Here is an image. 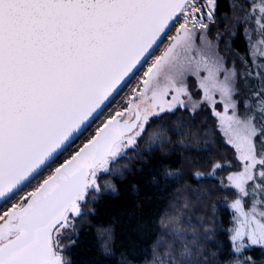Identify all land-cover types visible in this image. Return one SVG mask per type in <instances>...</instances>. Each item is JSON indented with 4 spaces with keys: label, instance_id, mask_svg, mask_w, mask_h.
Instances as JSON below:
<instances>
[{
    "label": "snow or ice",
    "instance_id": "6c2138e0",
    "mask_svg": "<svg viewBox=\"0 0 264 264\" xmlns=\"http://www.w3.org/2000/svg\"><path fill=\"white\" fill-rule=\"evenodd\" d=\"M240 7L236 23L257 35L230 67L220 33L209 39L219 0H0V264H66L61 237L101 176L152 118L202 105L230 155L208 175L227 170L234 264H255L244 253L264 249V0Z\"/></svg>",
    "mask_w": 264,
    "mask_h": 264
},
{
    "label": "trees",
    "instance_id": "16d2710c",
    "mask_svg": "<svg viewBox=\"0 0 264 264\" xmlns=\"http://www.w3.org/2000/svg\"><path fill=\"white\" fill-rule=\"evenodd\" d=\"M234 1L243 3L219 0V10L231 15ZM222 16L217 13V20ZM230 38V48L246 50L242 26ZM137 79L138 76L114 97L104 116L123 104ZM100 120L76 141L77 145ZM153 121L147 134L164 130L168 141L143 148L119 162L122 169L108 177L115 190L104 189L91 202L66 240L67 264H151L159 252L167 250L166 244L173 243V220L184 221L186 215L192 219L187 228L194 234V245L180 257V264H227L235 260L228 232L232 213L226 208L233 195L220 183L227 170L208 175L215 162L230 158L214 118L206 110L195 116L189 112L162 115Z\"/></svg>",
    "mask_w": 264,
    "mask_h": 264
},
{
    "label": "rangeland",
    "instance_id": "374dc122",
    "mask_svg": "<svg viewBox=\"0 0 264 264\" xmlns=\"http://www.w3.org/2000/svg\"><path fill=\"white\" fill-rule=\"evenodd\" d=\"M235 5V7H233L232 9V13L231 15L228 13L226 14V12H223L221 10L218 9L217 13H220L222 16V18L220 19V21L217 20L216 24L212 25V32L211 35L209 36V39H212L215 41V38L217 36V32L220 33V40L218 41V47L219 50L221 52V55L225 56L227 58V63L228 66H233L232 61L238 60L239 58H243L245 56H248L249 52H250V40H249V36H251L252 41L255 40L256 38V33L253 30L254 29V24L249 23L247 25L248 28V32L245 31V25L240 24V23H236V18L239 17L242 12H241V7L240 5L236 4L235 1L233 2ZM242 26L245 34H246V40H247V48L244 51H239L237 49L234 50L232 48L229 47V43H230V37H233L235 34V31L238 27ZM252 59H257L255 56H249V60ZM235 67L237 68V71L240 70V64L237 63L235 64ZM209 111L210 110L207 108V106L202 105L201 107L197 108L195 112L190 111V110H186V109H178L177 111H175L174 113H187L189 112L192 116L194 115H198L200 112L202 111ZM174 113H165L163 114L164 116L166 115H171ZM211 115V113H210ZM182 116V115H180ZM212 116V115H211ZM213 117V116H212ZM159 117H154L152 118L153 120L158 119ZM205 120L207 119L204 116ZM214 121H215V117ZM99 123V122H98ZM151 124V123H150ZM219 134V133H218ZM220 140L222 141L221 136L219 135ZM166 141H168V136L165 134L164 130H161V132H153L151 134H147L146 133L137 141L136 145L133 148L128 149L125 154L113 165V169L114 171L111 174H105L102 175L99 183L102 187V189H106L104 188L105 185L107 184H112L114 186V184L108 179V177H111L114 173L120 171L122 168V164H119V162L127 157L130 158L132 156H134L135 154H138L142 151V149H149L152 146H155V144L160 145L162 143H165ZM107 191L113 192L112 189H106ZM93 201V199H91V197L89 198V201L82 207V212H86L89 209V206L91 204V202ZM226 208L231 212V210L228 208V204L226 205ZM174 213V212H173ZM186 218L184 221H180L178 219V221H174L172 222V232L171 234L174 237V241L172 244H166V247H164L165 252H159L156 256H155V260L151 263V264H180V257H184L189 253L188 248L193 244V240L192 238L194 237V234L191 233L192 231L189 230L188 225L189 223L192 221L191 218H188V215H186ZM79 218H75L73 225L71 227H69L68 229L65 230V235L61 237L63 244H64V248H63V255H64V251H65V242L68 238H70L75 230V227L77 226L78 222H79ZM184 222H186V227L184 226ZM188 223V225H187ZM232 226V223H231ZM230 226V227H231ZM175 239H177V243H175ZM255 249H259L257 251H255ZM248 251H251L250 253H248ZM245 256H251L253 258V260L255 261V264H264V249H261L259 247H252V248H248L245 250L244 253ZM65 257V255H64ZM235 261V260H234ZM234 261L227 263V264H234ZM67 264V262H66Z\"/></svg>",
    "mask_w": 264,
    "mask_h": 264
}]
</instances>
